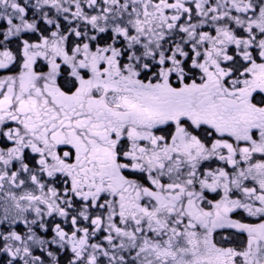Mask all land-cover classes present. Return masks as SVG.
Masks as SVG:
<instances>
[{
  "label": "snow or ice",
  "instance_id": "snow-or-ice-1",
  "mask_svg": "<svg viewBox=\"0 0 264 264\" xmlns=\"http://www.w3.org/2000/svg\"><path fill=\"white\" fill-rule=\"evenodd\" d=\"M0 264H264V0H0Z\"/></svg>",
  "mask_w": 264,
  "mask_h": 264
}]
</instances>
